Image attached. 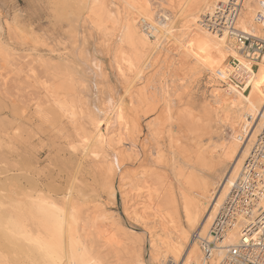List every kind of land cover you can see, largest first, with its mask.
<instances>
[{
    "label": "bare ground",
    "instance_id": "1",
    "mask_svg": "<svg viewBox=\"0 0 264 264\" xmlns=\"http://www.w3.org/2000/svg\"><path fill=\"white\" fill-rule=\"evenodd\" d=\"M113 2H117L118 6ZM113 2H78L84 14L80 16L78 10L75 11L79 14L72 12L76 15L69 21L73 25L71 27L77 30L81 21L86 27L84 31L96 34V45L91 47L86 43L88 40L79 41L77 37L80 34L77 35V31L69 27L70 34L73 31L75 37H66L64 44L72 50L81 73L71 70L74 67L68 66L71 65L68 63L70 72L66 70V81L59 88V93H63L52 102L63 115L68 116L73 128L78 124V129L74 130L76 136H82L80 148L84 150L83 155L94 163L95 172L102 177H99L100 180H104L111 199L115 198L113 181L118 182L124 214L143 226L144 247L141 251L130 253L127 261L125 256L122 259L116 253L118 248H115L120 242L114 236L115 229L112 230L117 228L115 218L111 215L113 221L108 218L109 223L100 219L104 218L105 212L99 210L109 201L101 200L104 203L101 208L94 204L91 209L86 208L88 216L84 215L86 218L83 220L77 205L73 204L74 208L70 202L69 205L58 206L41 195H26L24 200L9 201L6 206L0 203V241L10 254L7 258L21 264H110L104 254L94 248V234L99 237L95 240H102L109 249L113 264H219L227 249L237 242L242 227L249 220L238 218L224 239L215 246V253L209 262H202L199 243L190 238L196 232L201 240L210 241V230L219 210L240 178L254 142L264 131V83L261 82L264 80V58L259 62L252 80L240 82L241 75L249 66L243 60L240 45L232 38L233 32H236L264 40V22L258 23L255 19L259 3H264V0ZM232 6L236 7V15L230 24L233 10L228 8ZM70 23L66 24L69 26ZM116 26H119L118 37L114 36ZM112 31L114 35L111 36ZM147 31L151 33V38ZM85 34L87 36L88 33ZM85 34L81 37L84 38ZM110 37L117 38L112 44L110 61L117 71L115 74L127 84L120 95L109 86L108 72L105 75L107 68L103 66L106 63L102 62L103 51L111 46ZM61 50L67 51L66 48ZM231 62H239L237 69L231 66ZM155 64L170 72L175 84L170 93H165V88L158 81H145V86L133 90L144 82L143 71ZM184 64L190 66V73L195 75L207 72L210 90L202 110L221 128L230 130L218 155L202 142L194 146L193 157L188 155L192 150L188 154L175 151L172 146L164 150L160 120L156 118L145 122L156 109V106L152 107L156 103L152 100L154 94L160 99L162 97L166 102L161 99L164 105L168 106L173 93L175 95L178 89L183 88V83L187 81L182 73ZM124 83H120L121 86ZM84 125H88L89 132H85ZM162 168H167L169 173H164L167 175L164 179L167 187L160 196L159 187L164 184L163 175H159ZM219 170L223 172L220 181L216 179ZM214 175L215 178H212ZM137 198L141 201L129 206ZM112 201L115 202V199ZM108 204L111 207V202ZM259 205L264 207V199ZM97 212L103 217L97 216ZM90 234H93L92 240L87 237ZM133 234L129 232L126 236ZM136 237L130 238L135 241ZM133 243L135 246L140 242ZM0 264H6L3 256H0Z\"/></svg>",
    "mask_w": 264,
    "mask_h": 264
},
{
    "label": "rangeland",
    "instance_id": "2",
    "mask_svg": "<svg viewBox=\"0 0 264 264\" xmlns=\"http://www.w3.org/2000/svg\"><path fill=\"white\" fill-rule=\"evenodd\" d=\"M82 1L0 0V203L6 206L9 201L24 200L26 195H31L32 197L41 195L44 199H48L58 206H61V204L69 205L70 202L72 203H70V206H73V204L77 205L76 207L78 208L76 209L81 211V219L84 220L87 215V209H91L94 205H98L101 208L104 204L102 201L106 200V203L109 201L111 202V207H109L108 202L103 205L104 208L99 210H102V213L105 212L106 215V217L104 215V218L100 219H104L105 221L103 220V222L109 223L115 218L114 222L117 228L113 227L112 230L115 229V233H113L116 235L114 236H117L116 239L120 243L119 247L114 248H118L116 253L121 255L122 259L125 256L124 260L127 261L130 253L141 251L142 247H144L143 226L133 222V219L127 218V214H124V208L121 206L122 202L119 196L120 192L117 189V181H113L115 202L112 201L114 199L109 197L104 180H100L102 177L95 172L97 169L94 168V163L83 155L84 150L80 148V137L82 136H76L75 134L77 133L74 130L78 124L76 123L77 125H75L74 123L75 128H73V125H71L73 123L70 124L71 121L69 122L68 116L63 115L52 102L53 99H58V94L63 93L61 92L62 90L59 93V88H62L61 86L66 81V70L68 73L70 72L68 71L70 68L67 67L68 63H71L68 66L71 67L73 65L72 67H74L71 70L78 74L81 73L80 65L76 63L72 50L70 49V51V47L68 46V48L64 44L66 37L71 35L75 37L73 31H77V35L80 34V37H77L79 41L88 40L86 43L91 47L96 45V34L87 30L84 31L86 27L81 21L77 30H74L71 27L73 25L69 22L76 15H72V12L77 13L79 11L80 14H77L80 16L84 14L82 13L81 3H78ZM156 1L158 0H152V2L158 3ZM110 2H113V0H110ZM115 4L118 6L117 2ZM68 12L70 16H68ZM66 23L71 25L68 26ZM81 26L83 29H81ZM69 27L73 30L72 34H70L71 29ZM115 29H117V32L114 35L113 31H116ZM115 29L112 31L111 36L118 37L119 26H116ZM65 30L68 33H64L66 32ZM82 31H84V34L88 33L87 36L85 34L84 38L87 37L85 40L81 37V35L84 36L83 33L81 34ZM110 38L111 49L109 47L107 51H103L106 56L104 58L105 54H103L102 62L106 63L103 66H105L104 69L107 68L105 75L108 72L106 76L109 78L108 82L110 81L109 86L114 90L116 89L115 91L120 95L123 94L124 90L122 92V89L127 84L118 77L119 75H116L117 71L112 65V60L110 61L113 56L112 44L117 40L114 37V39ZM64 48H66V52L61 50ZM77 65L78 67H76ZM111 66H113L112 68L115 71H113ZM182 66V73L185 74L183 77L187 80L183 83V88L178 89L179 91L177 90L175 95L173 93L172 96L174 97L171 98L173 102L171 101L172 104L170 102L168 106L164 105L165 101L162 97L161 99L164 102L158 95L154 94L152 100L156 103L153 102L154 106L152 105V107L156 106V109L154 108L155 112L145 122L156 118L160 120L161 142L164 143V150H168V146H172L173 150L176 149L178 152H184L185 154L192 150L188 155L190 156L191 154L190 157H193V151H196L194 146L198 142H202V144L209 145V148L218 155L226 135L230 134V130L229 128H221L213 118L209 117V115L207 116L202 110L205 100H208L207 95L210 90L208 88L210 85L209 76L207 72H199V74L195 75L194 72L190 73V66L187 64ZM182 73H180V76H182ZM143 80L148 83L158 81L160 86L165 88V93H170L173 86H175L170 72L165 68H160V64H155L144 70ZM144 82L135 86L133 90L135 88L139 90L140 87L145 86L146 82ZM120 83H124V85L122 84L123 86H121ZM152 117L153 119H151ZM84 130L89 132L88 125H84ZM144 133H146L145 130ZM169 135L171 136L170 138ZM166 169L162 168L161 171L163 172L160 171L159 175L161 173V176H164L166 175L164 173H169ZM218 172L216 179L220 181L223 178V172H220V170ZM163 176V180L166 179L167 175ZM212 178H215V175ZM162 182L164 184L162 185L160 182L162 185V188L159 187L160 196L163 193L162 190L164 191L165 187H167V182L165 180ZM175 186H177L176 183H174ZM174 189L177 192V188L175 187ZM84 197H86V201L83 200ZM159 199L157 201H161ZM140 201L139 198L136 201L134 199L131 204L129 203V206L138 204ZM83 203L85 205L82 206ZM75 206L73 207L75 208ZM99 213L97 212L96 215L102 216V213ZM116 215L118 219L115 217ZM108 218H110V221ZM122 228H126V230ZM117 229L119 231L116 233ZM127 230H129L128 233H135L133 234L134 236L130 237H136L137 235L136 238L139 239L137 240L140 243L136 244L137 240L134 241L129 235L126 236L128 234ZM124 231L127 233L126 235ZM119 232L120 234H118ZM93 234L87 235V237L91 240L94 238L92 241L94 248L96 247L95 249L98 253L104 254L103 256L106 257L109 263L113 264L114 259L109 256V249L104 246L102 240H95L99 238L95 234L92 238ZM121 234H124L126 238ZM132 242H135L136 245L134 246ZM132 246L133 248H131ZM133 249L134 251H132ZM9 255V252L0 241V256L4 257L5 263L21 264L9 259V257L7 258Z\"/></svg>",
    "mask_w": 264,
    "mask_h": 264
},
{
    "label": "built area",
    "instance_id": "3",
    "mask_svg": "<svg viewBox=\"0 0 264 264\" xmlns=\"http://www.w3.org/2000/svg\"><path fill=\"white\" fill-rule=\"evenodd\" d=\"M236 7L230 17V24L236 15ZM258 23L264 22V3H259V11L255 17ZM162 19H160L161 21ZM148 32L151 38V33ZM231 34V33H230ZM232 38L241 47V55L249 69L244 72L240 82L252 80L254 72L258 69L259 62L264 58V40L249 35L233 32ZM237 69L239 62H231ZM241 141H245L244 138ZM264 199V131L258 135L250 151L240 178L234 183L217 218L211 227L210 241L201 240L192 233L191 239L198 241L202 262H209L215 253V246L224 239L228 230L238 218L248 221L240 232L237 242L227 249L223 260L219 264H264V207L259 204Z\"/></svg>",
    "mask_w": 264,
    "mask_h": 264
},
{
    "label": "snow or ice",
    "instance_id": "4",
    "mask_svg": "<svg viewBox=\"0 0 264 264\" xmlns=\"http://www.w3.org/2000/svg\"><path fill=\"white\" fill-rule=\"evenodd\" d=\"M262 72H264V67H262ZM261 82L264 83V80H262Z\"/></svg>",
    "mask_w": 264,
    "mask_h": 264
}]
</instances>
